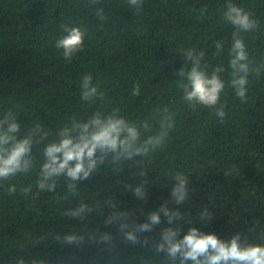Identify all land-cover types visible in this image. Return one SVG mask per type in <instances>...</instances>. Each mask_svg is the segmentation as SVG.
<instances>
[{
  "label": "trees",
  "instance_id": "16d2710c",
  "mask_svg": "<svg viewBox=\"0 0 264 264\" xmlns=\"http://www.w3.org/2000/svg\"><path fill=\"white\" fill-rule=\"evenodd\" d=\"M233 2L258 20L257 30L241 35L250 59L264 64V0ZM226 3L144 0L137 12L126 0H100L97 7L106 16L101 22L90 0H0V116L13 110L21 132L41 124L49 140L58 141L56 132L71 118L86 120L113 108L131 121L150 123L158 108L168 106L176 114V127L162 149L147 160L137 156L120 165L106 162L78 182L76 196L67 198L63 176L55 192L41 193L35 187L48 142L34 145L33 171L0 182V264H19L21 258L24 264H142L143 258L168 264L163 253L149 250L169 226L166 218L152 232L140 234L138 244L127 242L117 223H105L114 211L128 212L130 223H144L147 213L165 201L184 217L171 225L181 229V238L196 227L224 240L240 234L250 243L264 244V71L249 77L247 102L241 103L228 87L234 29L222 21ZM61 25L86 30L83 49L70 60L55 47L64 34ZM216 41L224 43L221 54H215ZM188 48L205 51L209 72L218 65L225 69L223 124L214 110L189 108L182 100L179 70L186 61L180 52ZM88 73L104 91L103 103L81 100L79 83ZM137 84L140 95L133 96ZM177 172L189 175V199L181 205L170 196ZM141 183L144 200L127 189ZM11 184L18 189L32 185V192L25 196L18 190L10 196L6 187ZM81 201L96 209L84 219L65 215ZM205 208L212 219H200ZM105 233L112 239L102 243L99 238ZM67 234L83 240L67 244L58 239Z\"/></svg>",
  "mask_w": 264,
  "mask_h": 264
},
{
  "label": "clouds",
  "instance_id": "9594fccd",
  "mask_svg": "<svg viewBox=\"0 0 264 264\" xmlns=\"http://www.w3.org/2000/svg\"><path fill=\"white\" fill-rule=\"evenodd\" d=\"M100 0H90V5H95V15L103 22L106 19L105 10L97 7ZM144 0H126V5L134 11L143 8ZM204 9L201 10L203 14ZM222 21L230 24L232 43L228 50L230 57V81L228 87L232 89L241 103L247 102L249 77L260 76L264 71V64L257 65L250 59L249 52L242 33H249L258 29V20L242 6L233 0H227ZM63 35L55 40V47L61 50L63 58L70 60L84 47L86 30L77 26L61 25ZM216 53L224 51L223 41L215 42ZM185 66L179 70L180 87L183 89L182 100L189 108L195 109L202 106L214 110V114L223 124L226 118V104L221 103L226 82L222 78L225 69L222 66L214 67L209 72L208 65L204 63L205 51L195 48L182 49ZM186 65H190L186 67ZM81 100L92 103L105 100V93L98 83H93L91 73L82 76L79 83ZM140 95V87L137 84L131 93ZM155 119L131 121L121 115L119 108H113L105 113L97 111L86 120L71 118L67 124L60 128L55 137L49 140L50 133L41 124H35L30 129L21 132L22 125L13 110H8L0 116V182L10 181L18 175H28L35 167L33 146L47 141L43 148V155L39 166L35 187L41 193L55 192L60 177L66 178L65 198L69 194L76 196L78 182L87 180L99 167L106 162L120 165L122 161L133 160L137 156L145 160L162 149L170 133L176 127L175 112L168 106L157 109ZM109 158H111L109 160ZM142 176L145 172L140 173ZM228 174V173H226ZM229 175V174H228ZM176 183L170 193L171 201L176 205L183 204L189 199V175L177 172L173 179ZM146 183V182H145ZM3 186V184H0ZM127 189L140 200H144L146 190L144 183L133 187L127 185ZM27 196L32 192V185L20 186L15 184L6 187L11 196L17 193ZM109 206L115 208L114 202ZM96 209V205H89L81 201L78 207L69 209L65 215L73 218L84 219ZM166 218L168 227L161 229L160 239L152 245L150 251L163 253L168 264H264V244L250 243L240 234L233 235L224 240L215 233H204L196 227L189 228L181 238V229L173 227L176 221L183 220L179 209H171L165 201L157 210L147 213L144 223H130L129 213L126 211H114L106 219V224L117 223L124 239L131 244L141 242L140 234L150 233L161 225ZM213 214L206 208L201 212V220L212 219ZM264 239V230L260 233ZM62 239L64 243H80L82 236L67 234ZM100 242H110L112 237L105 233L100 236ZM145 246L149 244L147 238L143 240ZM19 264H24L21 258ZM37 264V262H33ZM142 264H153L147 258L142 259Z\"/></svg>",
  "mask_w": 264,
  "mask_h": 264
}]
</instances>
